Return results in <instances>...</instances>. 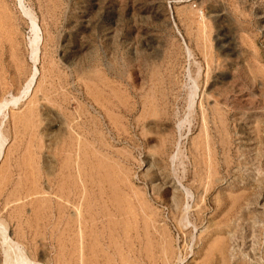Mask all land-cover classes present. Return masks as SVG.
I'll return each mask as SVG.
<instances>
[{
    "label": "rangeland",
    "instance_id": "1",
    "mask_svg": "<svg viewBox=\"0 0 264 264\" xmlns=\"http://www.w3.org/2000/svg\"><path fill=\"white\" fill-rule=\"evenodd\" d=\"M17 95L0 222L29 264H264V0H0Z\"/></svg>",
    "mask_w": 264,
    "mask_h": 264
},
{
    "label": "bare ground",
    "instance_id": "2",
    "mask_svg": "<svg viewBox=\"0 0 264 264\" xmlns=\"http://www.w3.org/2000/svg\"><path fill=\"white\" fill-rule=\"evenodd\" d=\"M22 12L24 14V16L28 17L30 19V15L29 12L24 9L23 7H21ZM37 35H34L32 40H30L29 44H30V48L31 51L33 52L35 47H36V40L35 37ZM18 101V95L17 96H11L8 100H3L0 102V110L3 109L4 107H6L7 105H14L16 102ZM1 147H2V139L0 137V151H1ZM14 192V191H13ZM18 194V193H17ZM63 197V196H62ZM61 197V198H62ZM67 201H73L75 200L74 198L70 197H66L65 198ZM52 201V200H51ZM59 205V204H58ZM81 216V213L80 215ZM82 217V216H81ZM80 217V218H81ZM95 217V216H94ZM78 218V216H77ZM79 218V219H80ZM89 219V218H88ZM94 220V219H93ZM47 222V221H46ZM45 222V223H46ZM82 223V222H81ZM80 225V223H79ZM82 225V224H81ZM85 225V224H84ZM85 230V227H83ZM81 230V229H80ZM94 232V231H92ZM91 232V233H92ZM83 234V233H82ZM89 234V233H88ZM93 235V234H92ZM95 235V234H94ZM97 235V234H96ZM90 236V234L88 235ZM99 236V235H98ZM79 237V236H78ZM81 237V236H80ZM97 237V236H96ZM101 237V236H100ZM94 238V237H93ZM81 240V238H79ZM0 240H1V244L3 247V258H5L6 264H29L28 260L25 258L24 254L22 253V250H20L17 245H15L14 243H12V241L9 239V237L6 234V230L4 228V225L1 224L0 222ZM95 240V238H94ZM98 240V239H96ZM166 252V251H165ZM170 262V261H169Z\"/></svg>",
    "mask_w": 264,
    "mask_h": 264
},
{
    "label": "water",
    "instance_id": "3",
    "mask_svg": "<svg viewBox=\"0 0 264 264\" xmlns=\"http://www.w3.org/2000/svg\"><path fill=\"white\" fill-rule=\"evenodd\" d=\"M2 262H3V264H6L5 258H3Z\"/></svg>",
    "mask_w": 264,
    "mask_h": 264
}]
</instances>
